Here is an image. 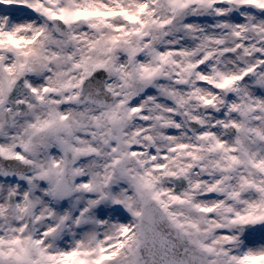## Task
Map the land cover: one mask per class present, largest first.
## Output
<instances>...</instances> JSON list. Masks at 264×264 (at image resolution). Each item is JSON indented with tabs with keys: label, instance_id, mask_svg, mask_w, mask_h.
<instances>
[{
	"label": "snow or ice",
	"instance_id": "6c2138e0",
	"mask_svg": "<svg viewBox=\"0 0 264 264\" xmlns=\"http://www.w3.org/2000/svg\"><path fill=\"white\" fill-rule=\"evenodd\" d=\"M0 264H264V0H0Z\"/></svg>",
	"mask_w": 264,
	"mask_h": 264
}]
</instances>
